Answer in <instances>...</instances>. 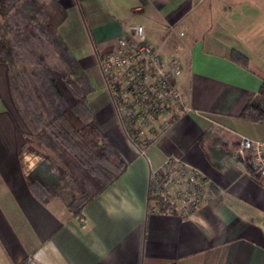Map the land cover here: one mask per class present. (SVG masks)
<instances>
[{
  "label": "crops",
  "instance_id": "crops-1",
  "mask_svg": "<svg viewBox=\"0 0 264 264\" xmlns=\"http://www.w3.org/2000/svg\"><path fill=\"white\" fill-rule=\"evenodd\" d=\"M45 2L127 169L80 214L69 208L78 196L71 185L40 201L27 181L28 125L0 62V264H264V176L246 167L249 155L232 154L242 138L264 142V121L241 115L264 83V0ZM138 24L164 59L180 58L176 83L192 108L151 138L146 155L119 122L98 64ZM185 166L212 182L210 199L192 205L168 193L178 192L169 183ZM153 170L167 184L159 190Z\"/></svg>",
  "mask_w": 264,
  "mask_h": 264
},
{
  "label": "trees",
  "instance_id": "trees-1",
  "mask_svg": "<svg viewBox=\"0 0 264 264\" xmlns=\"http://www.w3.org/2000/svg\"><path fill=\"white\" fill-rule=\"evenodd\" d=\"M26 28H32L55 50L69 68L67 73L31 48ZM235 54L236 59H244L242 54ZM0 62L9 66L10 85L18 107L38 146L47 150L43 152L45 158L27 175L31 191L48 203L57 196L60 185H71L78 196L69 208L80 214L91 199L126 171L127 162L97 124L88 100V77L41 0H0ZM241 115L264 121V83ZM130 138L142 147L134 136ZM246 167L255 173L253 164ZM151 187L154 190L152 184ZM151 195L165 203L159 193ZM21 264L35 263L26 259Z\"/></svg>",
  "mask_w": 264,
  "mask_h": 264
},
{
  "label": "built area",
  "instance_id": "built-area-1",
  "mask_svg": "<svg viewBox=\"0 0 264 264\" xmlns=\"http://www.w3.org/2000/svg\"><path fill=\"white\" fill-rule=\"evenodd\" d=\"M144 32V25L133 26L128 34L118 38L112 51L98 57V64L119 122L129 137L146 138L145 145L138 146L146 155V146L153 142L151 138L164 134L181 113L192 108L186 104L176 83L177 76L183 71L180 58L164 59L160 48L143 38ZM250 154L253 155L255 171L264 176V142L242 138L235 157L246 158ZM33 156L24 154L28 171L45 158L44 153L38 151ZM211 184L202 172L185 166L169 183L170 187H177L178 192L170 188L168 193L185 203L198 205L211 198ZM166 185L159 170H153V188L159 190Z\"/></svg>",
  "mask_w": 264,
  "mask_h": 264
},
{
  "label": "rangeland",
  "instance_id": "rangeland-1",
  "mask_svg": "<svg viewBox=\"0 0 264 264\" xmlns=\"http://www.w3.org/2000/svg\"><path fill=\"white\" fill-rule=\"evenodd\" d=\"M44 3V9H45V0H41ZM23 27V26H22ZM27 29V28H26ZM27 33L30 35L31 38V48L39 53H43L46 56L47 61H49L52 66H54L56 69H58L59 71L65 72L67 73L69 68L66 66V64L63 62V60L59 57V55L55 52V50L49 46V44L43 42L35 33V31L32 28H28L27 29ZM33 78V76H31ZM33 83V81H32ZM34 92V91H33ZM14 93V91H13ZM14 96L16 97L15 93ZM28 125V124H27ZM28 136L26 137V144H25V151L27 153L28 156L34 157L33 155H36V150H40L42 152H47V150L44 147H40L37 144V139L35 134L33 133L31 127L28 125ZM148 139V138H147ZM150 139V138H149ZM139 140L141 141L142 138L140 137ZM241 143V142H240ZM240 147L239 146L233 151V155L235 156V153L237 151V149ZM46 155V153H44V156ZM251 158V162L252 164H254V160H253V155L250 154L249 155ZM35 159V158H34ZM33 159V160H34ZM36 161V159H35ZM29 163V162H28ZM255 165V164H254ZM155 190V188H154ZM78 192V191H77ZM78 194V193H77ZM157 194V193H156ZM155 194V195H156Z\"/></svg>",
  "mask_w": 264,
  "mask_h": 264
}]
</instances>
